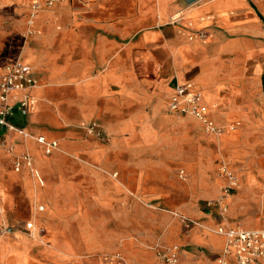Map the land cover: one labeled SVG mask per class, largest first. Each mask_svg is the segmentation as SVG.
Here are the masks:
<instances>
[{"label":"crops","instance_id":"crops-1","mask_svg":"<svg viewBox=\"0 0 264 264\" xmlns=\"http://www.w3.org/2000/svg\"><path fill=\"white\" fill-rule=\"evenodd\" d=\"M15 13L12 2L0 0V37L8 38L3 45L9 48L18 32L30 29L27 13L23 29L16 28ZM32 30L20 57L37 79L30 91L35 105L29 110L16 105L15 126L26 131L24 120L28 127L97 120L99 130L116 140L145 133L151 120L159 129L169 127L170 148L196 149L185 165L188 177L202 181L194 195L205 207L196 219L178 218L185 228L178 264H216L225 242L215 232L218 226H263L264 0H65L40 11ZM9 60L13 57L0 62ZM185 81L200 89L207 116L223 127L221 135L205 132L189 115L169 111L175 84ZM179 129L185 138L178 145ZM7 134L12 132L0 128V137ZM12 141L15 153L23 150L16 138ZM145 145L137 141L126 147ZM97 155L99 150L90 157L97 161ZM228 174L237 186L221 198ZM33 180L25 179L26 187L37 194ZM121 185L130 190L123 180ZM116 186L105 196L126 198ZM141 190L138 183L136 191ZM221 204L226 206L222 215ZM31 243L21 234L0 236V264H35L28 253Z\"/></svg>","mask_w":264,"mask_h":264},{"label":"rangeland","instance_id":"rangeland-1","mask_svg":"<svg viewBox=\"0 0 264 264\" xmlns=\"http://www.w3.org/2000/svg\"><path fill=\"white\" fill-rule=\"evenodd\" d=\"M3 1L14 4L13 24L20 31L26 13L30 19L34 0ZM26 33L18 32L11 48L3 45L8 38L0 37L1 60L20 56ZM93 122L97 124V120L43 121L28 127L24 120L22 127L30 135L43 133L48 140L57 141V149L50 154L17 132L0 137L13 148L12 138L24 148L29 146L34 159L33 170L15 171L11 159L0 151L4 193V198L0 197V236L28 237L32 242L28 253L35 264H158L157 249L180 245L185 228L178 218L196 219V212L205 207L203 199L194 195L202 190V181L190 173L188 177L185 165L198 152L170 148L169 127L159 129L151 120L145 133L119 135L116 140L101 131L99 135L88 132L86 126ZM177 131L179 145L185 136L182 130ZM137 141L146 145L126 147ZM95 150L100 152L97 161L90 157ZM180 170L186 174L184 178L179 176ZM209 175L212 177V172ZM30 177L36 181L37 194L27 190L25 179ZM122 180L130 190H124ZM114 183L118 194L126 198L105 196ZM138 183L142 184L140 192L136 191ZM40 205L42 210L37 209ZM30 219L44 228L42 237L24 229Z\"/></svg>","mask_w":264,"mask_h":264},{"label":"built area","instance_id":"built-area-1","mask_svg":"<svg viewBox=\"0 0 264 264\" xmlns=\"http://www.w3.org/2000/svg\"><path fill=\"white\" fill-rule=\"evenodd\" d=\"M65 0H34L30 6V19L28 20L27 34L34 32L32 30L33 21L36 15L45 9H49L58 2ZM203 37L204 31L197 33ZM37 85V79L34 75L30 63L24 62L20 56L13 60L0 62V128L7 132H17L25 140L32 138L42 146L45 154H50L57 149L56 140H48L42 135L32 136L27 131L15 126L12 119L15 115L16 105L20 109H31L35 105V99L30 91ZM202 104V92L192 81L177 82L168 100V109L176 115H189L201 122L205 132L213 135H221L223 127L216 124L209 118ZM90 133L99 135L101 132L98 125L93 122L86 126ZM0 151H4L11 157L15 171L22 169L33 170V156L29 149L25 147L22 152L15 153L10 143L0 141ZM179 176L184 178V171L180 170ZM229 177V184L222 189L221 198L230 194L237 180L232 174ZM42 210L43 206L37 208ZM220 214L226 212V206L221 204ZM26 229L32 235L42 237L44 228L37 226L33 220L27 221ZM215 232L224 235L225 242L217 258L216 264H264V224L260 228H231L229 226H218ZM180 246L174 244L169 247L156 250L158 264H178Z\"/></svg>","mask_w":264,"mask_h":264},{"label":"bare ground","instance_id":"bare-ground-1","mask_svg":"<svg viewBox=\"0 0 264 264\" xmlns=\"http://www.w3.org/2000/svg\"><path fill=\"white\" fill-rule=\"evenodd\" d=\"M32 188H33L34 192L37 193V190H36V181L35 180L32 181Z\"/></svg>","mask_w":264,"mask_h":264},{"label":"water","instance_id":"water-1","mask_svg":"<svg viewBox=\"0 0 264 264\" xmlns=\"http://www.w3.org/2000/svg\"><path fill=\"white\" fill-rule=\"evenodd\" d=\"M197 0H185V2H187L188 4H191V3H194L196 2Z\"/></svg>","mask_w":264,"mask_h":264}]
</instances>
